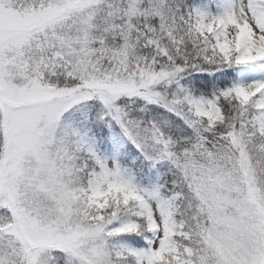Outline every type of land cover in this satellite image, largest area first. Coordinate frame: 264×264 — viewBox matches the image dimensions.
<instances>
[{"label":"snow or ice","instance_id":"obj_1","mask_svg":"<svg viewBox=\"0 0 264 264\" xmlns=\"http://www.w3.org/2000/svg\"><path fill=\"white\" fill-rule=\"evenodd\" d=\"M0 264H264V0H0Z\"/></svg>","mask_w":264,"mask_h":264}]
</instances>
